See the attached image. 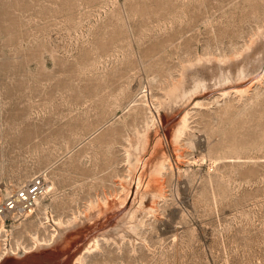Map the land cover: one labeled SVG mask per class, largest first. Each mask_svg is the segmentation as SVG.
I'll return each instance as SVG.
<instances>
[{
    "label": "rangeland",
    "instance_id": "1",
    "mask_svg": "<svg viewBox=\"0 0 264 264\" xmlns=\"http://www.w3.org/2000/svg\"><path fill=\"white\" fill-rule=\"evenodd\" d=\"M35 175L0 255L75 228L0 264H71L124 213L84 264H264V0H0V201Z\"/></svg>",
    "mask_w": 264,
    "mask_h": 264
},
{
    "label": "bare ground",
    "instance_id": "2",
    "mask_svg": "<svg viewBox=\"0 0 264 264\" xmlns=\"http://www.w3.org/2000/svg\"><path fill=\"white\" fill-rule=\"evenodd\" d=\"M247 70V69H246ZM245 70V71H246ZM179 127H178V130H177V132H178V134H181L182 132H183V130H184V128H185V126H186V118H185V116H182V118L179 120ZM141 183H142V177H141V175L139 176H137L136 177V179H135V187H136V192H139V190H140V186H141ZM53 189V186H52V184H50L49 183V189H48V191H47V193L49 192V191H51ZM127 190H126V192H125V195H124V199H115V200H113V201H109V202H106V203H102V204H98V205H95V203H91L88 207V211L86 210V212L84 213V215H83V213H82V215H80V219L81 220H79V222L80 223H88V222H92L94 219H95V222H93V223H98L99 221H98V219H97V217H101V216H105V213L106 212H108L107 210L108 209H110V208H112V209H114V208H118V207H120V205L121 204H123L124 203V201H125V199H126V197L128 196V193H129V190H130V188L129 187H127L126 188ZM46 193V194H47ZM45 194V195H46ZM42 198V197H41ZM38 199L37 200V204H38V206H44V210L47 212V210H46V208H47V206L42 202V200L44 199V198H46V196H44L42 199ZM115 212H117V211H115ZM107 214V213H106ZM131 217V216H130ZM46 221L45 220H40V224L41 223H44V222H51L54 226H55V229H54V232L51 234V236H50V238L48 239V240H46V239H41L40 237H38V235L37 234H35V235H33V244L30 246V248H27L24 244H21L19 241L16 243V246L15 247H13L12 245H10L9 243H7V246L5 247V249H4V251L2 252V254L0 255V258L2 257V256H5V255H7V254H9V253H12V252H14V253H17L19 250H21L23 253L24 252H27V250H29V249H40V248H42V247H44V246H49V245H52L53 246V244H55V242H57V241H59V243L62 241V239L68 234V233H70V232H68V231H66L67 230V228L69 227V228H71V229H73V228H75V227H70V226H75L74 224V222H72V225H70V226H66V225H64L60 220H56V219H54L53 217H52V215H50V214H46ZM102 218V217H101ZM76 222V221H75ZM78 222V223H79ZM130 222V218H129V213H124L120 218H118L116 221H115V224L113 225V226H111V227H109L110 225V223L108 224H105V226L103 225V226H101L100 228L99 227H94L96 230H95V232H92L91 231V233H89L90 235L87 237V239H86V243H84V245H83V247L82 248H80L81 250H79L77 253H76V255L73 257V262L71 263V264H84V259H83V251L84 250H93V249H95V248H97L98 247V245H99V237L98 236H100V235H104L105 237H117L120 233H121V231H123V230H125V228L128 226H126V224L127 223H129ZM74 223V224H73ZM77 223V222H76ZM79 223V224H80ZM101 223V222H100ZM100 223H99V225H100ZM114 223V222H113ZM79 224H76L77 226H79ZM89 224V223H88ZM90 224H92V223H90ZM89 224V226L88 227H91V226H93V224L92 225H90ZM130 224V223H129ZM84 226H85V224H84ZM83 226V227H84ZM96 226H98V225H96ZM86 227V226H85ZM93 228V229H94ZM102 228H104V230H102L101 232H99V233H96V231H98L99 229H102ZM78 229V228H77ZM76 229V230H77ZM80 229V228H79ZM81 229H83V228H81ZM84 230V229H83ZM89 230H91V229H89ZM5 231H7V228L5 227V225L4 224H2V226H1V228H0V233H3V232H5ZM68 232V233H67ZM81 232V231H80ZM83 233V232H82ZM86 233V232H85ZM88 233V232H87ZM71 234V233H70ZM69 234V236H71ZM74 234V233H73ZM117 235V236H116ZM68 236V235H67ZM68 236V237H69ZM80 237V236H79ZM67 238V237H66ZM7 238H5V240H6ZM83 239V238H82ZM64 240V239H63ZM69 240V239H68ZM80 240H81V238H80ZM67 241V240H66ZM76 241H78L77 239H76ZM63 242V241H62ZM61 242V243H62ZM68 242V241H67ZM59 243L57 244V245H59ZM60 243V244H61ZM64 243V242H63ZM76 243V242H75ZM77 243H79V242H77ZM66 244V243H65ZM64 244H62V246H63ZM61 246V245H60ZM60 246H58L59 248H60ZM54 247V246H53ZM62 249V248H61ZM55 252V251H54ZM59 253V252H58ZM65 253V252H64ZM60 254V253H59ZM63 254V253H62ZM45 255V254H44ZM71 259H72V257H71ZM70 263V262H69Z\"/></svg>",
    "mask_w": 264,
    "mask_h": 264
},
{
    "label": "built area",
    "instance_id": "3",
    "mask_svg": "<svg viewBox=\"0 0 264 264\" xmlns=\"http://www.w3.org/2000/svg\"><path fill=\"white\" fill-rule=\"evenodd\" d=\"M49 189V181L42 175H35L13 190L0 201V221L28 217L34 214L37 200Z\"/></svg>",
    "mask_w": 264,
    "mask_h": 264
}]
</instances>
